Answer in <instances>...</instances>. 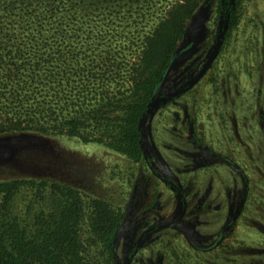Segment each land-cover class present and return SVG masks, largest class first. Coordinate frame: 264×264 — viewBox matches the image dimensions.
<instances>
[{"label": "rangeland", "instance_id": "1", "mask_svg": "<svg viewBox=\"0 0 264 264\" xmlns=\"http://www.w3.org/2000/svg\"><path fill=\"white\" fill-rule=\"evenodd\" d=\"M152 1L149 7L150 0H108L111 15L69 28L78 63L89 67L95 61V66L72 79V93L67 87L58 94V89H51V107L74 115L77 108L99 109L130 93L146 36L175 0ZM220 3L203 0L192 15L187 30L200 16L194 28L198 42L187 35L180 42L152 98L164 99L152 106L142 127L147 154L162 174L180 183L188 217L177 232L148 235L141 258L130 264H152L151 257L158 264H264V0H233L237 25L225 33L214 63L186 93L169 96L192 81L213 51L226 25ZM75 100L79 104L74 106ZM104 107L114 110L112 105ZM114 111L87 122L82 133L89 140L54 126L49 133L32 125L0 133V182L21 180L9 203L11 212L31 229L37 214L50 209L53 186L77 191L85 264H114L101 241V227L121 218L132 195L133 216L126 219L117 242L124 255L133 241L128 232L134 230L138 236L154 221L175 217L182 209L146 161H134L111 146L121 125L116 117L120 109ZM193 133L233 160L227 163L206 151L197 154ZM41 181L49 184L40 185ZM155 197L165 207L145 214ZM70 202L68 198L65 204ZM1 203L2 196L0 207ZM227 215L240 219L226 228ZM211 228L210 247L204 238L202 243L198 240L200 229Z\"/></svg>", "mask_w": 264, "mask_h": 264}, {"label": "trees", "instance_id": "2", "mask_svg": "<svg viewBox=\"0 0 264 264\" xmlns=\"http://www.w3.org/2000/svg\"><path fill=\"white\" fill-rule=\"evenodd\" d=\"M107 1L0 0V133L29 125L49 133L54 126L61 133L89 140L82 133L87 122L120 109L116 116L121 119L120 130L110 144L134 161L142 160L145 149L140 118L147 112L156 87L203 0H175L165 7L156 27L146 36L130 93L104 104L112 105L114 110L104 106L83 111L77 108L74 115L56 111L50 106V90L58 89V94L60 88L67 87L68 93H72L75 90L72 79L84 70L92 72L95 66V61L89 67L78 63L77 47L69 44V38H75L73 34L68 36L69 28L80 26L77 22H96L99 15H111ZM151 3L152 0L149 7ZM220 10L225 31L229 32L237 25L233 0H221ZM73 103L79 104L76 100ZM20 184L19 179L0 182V264H85L84 243L78 229L77 191L63 185L53 186L50 209L39 212L34 227L28 229L9 206ZM39 184L47 186L49 181ZM68 198L71 202L66 205ZM120 222L121 218H116L101 227V241L110 258L116 256L113 242Z\"/></svg>", "mask_w": 264, "mask_h": 264}, {"label": "flooded vegetation", "instance_id": "3", "mask_svg": "<svg viewBox=\"0 0 264 264\" xmlns=\"http://www.w3.org/2000/svg\"><path fill=\"white\" fill-rule=\"evenodd\" d=\"M190 90V89H188ZM188 90L184 91L183 93H181L180 95L177 96H181L184 93H186ZM194 135H192V144L194 145L195 148V152L197 154L201 153L202 151H206L208 153L211 154H215L216 156H221L223 160H226L227 163L229 161H232L233 159H231L226 153L222 154V153H217V151H215V149H213L212 147H207V145H205L201 138L198 137L197 134L193 133ZM197 158V157H195ZM146 161L149 169L151 170L152 174L156 177H159L162 179V181L164 182V184L169 187L170 189H172L173 193L177 196L179 202L182 205V209L179 212V214L175 217H171L169 219H163V220H158V221H154L153 224L146 226L143 231H141L138 236L137 233H135V231L131 230L130 232H128L129 240H133L132 243L130 244V248L128 249L126 255H124V251L122 249V246H118L117 242L119 239V236L123 230V226L125 224V221L127 218H130L131 216H133V206H134V198L133 195L130 197V200L126 206L125 211L122 213L121 216V222H120V226L117 230L114 242H113V246L115 248L116 251V256L114 258H111L112 261L114 262V264H121V262L123 264H130V261H132L133 259H140L141 258V253L144 251L143 249V243L145 241V239L148 237V235H157V234H163V232H171V230H175V228L179 227V224L183 222V220H185L188 217V213L190 211L189 209V205L187 203V198L186 195L180 185V183L178 181H176L175 179H173L172 177L168 176V175H164L161 173V171L158 169L154 159L152 156H150L149 154H147V151L145 150V154L144 157L142 158V160L138 161ZM198 159L195 162V166L197 165ZM196 168V167H195ZM198 169V168H197ZM199 170V169H198ZM197 171V170H195ZM166 204V203H164ZM163 203H161V200L157 197H155L152 202L150 203V205L148 207H145V210L143 211L145 214L147 213H152L154 211H160L161 208H164ZM147 213H146V212ZM239 217H236L235 220H233V218H230L229 215H227L225 221L223 224H226V228L229 227L231 225V223H237V221H239ZM173 222V223H172ZM168 224V225H166ZM229 224V225H228ZM166 225V226H165ZM209 225L212 227L213 223L209 222ZM228 225V226H227ZM212 228L211 229H207L204 230L200 229V233L199 234V240L200 243H202V238H204L203 242L204 245L206 246L207 244L210 245V247L213 244V240H214V234L212 233ZM177 232V231H176ZM216 235V234H215ZM217 236H219V233H217ZM227 239V238H226ZM199 243V242H198ZM196 242V244H198ZM190 245L192 246V248L195 251H198L196 245H193L190 243ZM150 249V248H149ZM152 250V249H151ZM207 251V248H206ZM152 260V264H158L157 261H155V259H153V257H151Z\"/></svg>", "mask_w": 264, "mask_h": 264}, {"label": "water", "instance_id": "4", "mask_svg": "<svg viewBox=\"0 0 264 264\" xmlns=\"http://www.w3.org/2000/svg\"><path fill=\"white\" fill-rule=\"evenodd\" d=\"M199 18H200V16H197L194 19V21L192 23V26L186 32V35L189 36L192 40H194L195 44L198 42V38L196 37V34L197 33H195V31H194L195 29L194 28L196 27V25H197V23L199 21ZM225 30L226 29H224V30H222L220 32L218 41H217V43H216L213 51L211 52L209 58L207 59V61L205 62V64L203 65V67L201 68V70L199 71V73L192 79V81H190V83L186 87H183L181 89H178V90L174 91L169 96H172V95H174V96L180 95L184 91L192 88L205 75V73L208 71V69L211 67V65L214 63L215 59L217 58V56L220 53V50H221L222 45H223V38H224L225 33H226ZM163 99H164L163 97H157V98L153 99L151 102H149L147 112L141 117L140 122H139V128L141 130H142V127H143L144 123L146 122V120L149 117V114L151 112L152 106L155 105V104H157V103H159ZM142 132H143V130H142ZM143 139H144V134H143ZM166 225H168V224H166Z\"/></svg>", "mask_w": 264, "mask_h": 264}]
</instances>
